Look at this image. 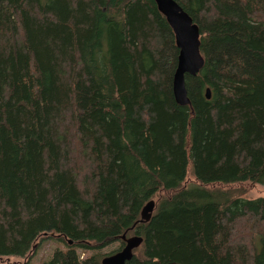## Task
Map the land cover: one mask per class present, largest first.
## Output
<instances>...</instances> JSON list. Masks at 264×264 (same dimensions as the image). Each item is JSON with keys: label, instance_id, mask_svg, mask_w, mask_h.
Here are the masks:
<instances>
[{"label": "trees", "instance_id": "trees-1", "mask_svg": "<svg viewBox=\"0 0 264 264\" xmlns=\"http://www.w3.org/2000/svg\"><path fill=\"white\" fill-rule=\"evenodd\" d=\"M175 1L189 105L153 0H0V256L53 233L41 264H100L125 233L124 264H264V0Z\"/></svg>", "mask_w": 264, "mask_h": 264}, {"label": "water", "instance_id": "water-1", "mask_svg": "<svg viewBox=\"0 0 264 264\" xmlns=\"http://www.w3.org/2000/svg\"><path fill=\"white\" fill-rule=\"evenodd\" d=\"M156 9L164 16L172 30L175 47L177 49L175 66L171 75V93L178 105H189L190 101L186 94L184 77L194 76L203 64V58L199 52V32L195 22L181 8L175 0H153ZM205 97L208 99L209 88L204 89ZM153 209V201L148 200L140 210V220L149 217ZM123 245L116 251L104 255L100 264H124L129 260L140 242L141 237L136 234H120ZM68 242H70L68 240ZM168 264V263H167Z\"/></svg>", "mask_w": 264, "mask_h": 264}, {"label": "rangeland", "instance_id": "rangeland-1", "mask_svg": "<svg viewBox=\"0 0 264 264\" xmlns=\"http://www.w3.org/2000/svg\"><path fill=\"white\" fill-rule=\"evenodd\" d=\"M187 182H193L192 177H187ZM244 198H254L258 196H264V185L262 184H252L247 188V190L242 195ZM121 244L119 240H115L106 246L100 248L99 252L103 255H107L116 251L120 248ZM55 249H65L64 243L57 239V235L51 234L48 236L44 234L39 237L33 243L32 250L28 251L24 256H0V264H41L43 261L47 260L51 253ZM79 252V251H77ZM80 257H83L87 253L80 252Z\"/></svg>", "mask_w": 264, "mask_h": 264}, {"label": "flooded vegetation", "instance_id": "flooded-vegetation-1", "mask_svg": "<svg viewBox=\"0 0 264 264\" xmlns=\"http://www.w3.org/2000/svg\"><path fill=\"white\" fill-rule=\"evenodd\" d=\"M122 245H123V242H121V246H122ZM121 246H120V247H121Z\"/></svg>", "mask_w": 264, "mask_h": 264}]
</instances>
